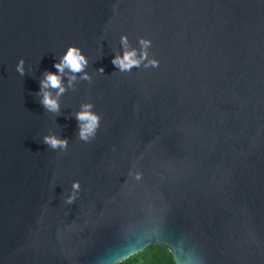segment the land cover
<instances>
[{
	"label": "water",
	"instance_id": "1",
	"mask_svg": "<svg viewBox=\"0 0 264 264\" xmlns=\"http://www.w3.org/2000/svg\"><path fill=\"white\" fill-rule=\"evenodd\" d=\"M73 44L88 64L43 90L49 111L41 81ZM126 51L139 67L112 63ZM130 245L264 264V0H0V264H115Z\"/></svg>",
	"mask_w": 264,
	"mask_h": 264
},
{
	"label": "clouds",
	"instance_id": "2",
	"mask_svg": "<svg viewBox=\"0 0 264 264\" xmlns=\"http://www.w3.org/2000/svg\"><path fill=\"white\" fill-rule=\"evenodd\" d=\"M126 37L122 38L123 42H126ZM141 43H145L141 41ZM135 51H126L123 56H117L113 59L112 63L117 66L121 71H131L133 67H139L141 64V59L136 58ZM143 58H147V54H144ZM88 64V60L86 55L83 53L81 47L73 44L70 45L66 52L63 54L62 59L54 65V68L57 71H48L45 74V79L41 81V91L43 92L44 89L51 88V89H59L58 95L62 94L65 89L62 85V74L64 70L67 68L71 73H80L83 72L85 67ZM150 64L154 67H159L158 60L150 61ZM24 60L21 59L19 64L17 65V71L23 75L24 74ZM103 71V69H100ZM75 79V77H72ZM87 79V75H85ZM43 106L53 112L59 111V104L56 99L52 97L51 92H43ZM92 105H84L83 110L77 113V120L80 122V138L84 141H88L90 137H95L99 127H100V116L98 113H94L91 111ZM44 142L49 145L51 148H67L68 141L66 138L61 139L56 136H46L44 138ZM73 188L78 190L80 188L79 182L73 184ZM75 197H69L68 202L72 203ZM136 248L134 245H130L128 247L132 248L133 250L130 251L127 255L117 259L115 264H125L126 261L129 260L130 257L136 255L137 253L143 251L147 247ZM166 246V245H165ZM168 247V246H166ZM169 248V247H168ZM171 249V248H170ZM172 251V249H171ZM173 256L176 260V255L172 251ZM177 264V260H176Z\"/></svg>",
	"mask_w": 264,
	"mask_h": 264
},
{
	"label": "trees",
	"instance_id": "3",
	"mask_svg": "<svg viewBox=\"0 0 264 264\" xmlns=\"http://www.w3.org/2000/svg\"><path fill=\"white\" fill-rule=\"evenodd\" d=\"M125 264H175L171 253L161 246H150L129 258Z\"/></svg>",
	"mask_w": 264,
	"mask_h": 264
}]
</instances>
